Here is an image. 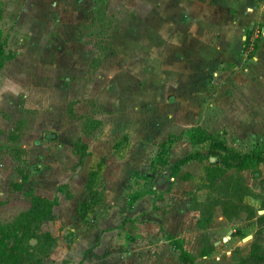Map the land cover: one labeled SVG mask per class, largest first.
Here are the masks:
<instances>
[{
  "label": "rangeland",
  "instance_id": "374dc122",
  "mask_svg": "<svg viewBox=\"0 0 264 264\" xmlns=\"http://www.w3.org/2000/svg\"><path fill=\"white\" fill-rule=\"evenodd\" d=\"M1 1L15 58L0 70V222L32 194L57 200L28 263L180 264L172 240L186 230L209 264L197 203L206 167L246 149L242 61L255 53L242 49L264 27V0ZM195 127L216 137L210 147L192 143ZM89 181L102 197L80 219ZM219 208L212 236L228 244Z\"/></svg>",
  "mask_w": 264,
  "mask_h": 264
},
{
  "label": "trees",
  "instance_id": "16d2710c",
  "mask_svg": "<svg viewBox=\"0 0 264 264\" xmlns=\"http://www.w3.org/2000/svg\"><path fill=\"white\" fill-rule=\"evenodd\" d=\"M3 12L4 6L0 0V21ZM102 19L104 18L102 17ZM245 35L246 42L249 36L248 34ZM7 45V38L0 25V70L7 62L15 58V52ZM188 131L193 132L191 140L194 145L208 148L216 139L213 134L208 133L201 127H195ZM81 146L82 148L79 152L83 156L85 154V145L82 144ZM201 157L202 153L200 151L189 153L175 164L182 165L192 159H200ZM220 160V165L217 163L210 164L205 169L204 178L207 194L204 200L198 201L199 203H197L200 213L197 226L200 229L207 228L213 217L214 208L218 206L223 216L227 219L239 216L241 211L246 212L247 218H253L256 215L255 209L245 202V198L253 196V193L246 186L241 172L247 168L255 169L259 163L264 161L262 151L253 149L248 153L240 154L239 160L236 163H232L227 156H222ZM231 168H234L236 173L227 176L226 173ZM86 189L90 198L87 202H82L78 205L80 219L84 218L88 210H91L94 205L98 204L96 199L98 197L101 199L102 197L97 189H95L92 181L87 183ZM55 205H57L56 199L49 200L32 194L30 206L26 211L19 213L12 221L0 222V264H29L28 261L32 250L28 241L30 238L37 236L36 233L42 224L52 221L55 218L53 209ZM260 209H264V202L260 205ZM259 218L257 217L256 219L259 220ZM47 235L50 236L49 234ZM172 241L178 250V261L180 264H197L194 254L184 248L182 239L173 238ZM203 241L206 242V247L201 250V256L210 254L212 249L209 246L207 237ZM83 259L84 257L80 260L79 264L82 263ZM254 260L264 264L263 257H255Z\"/></svg>",
  "mask_w": 264,
  "mask_h": 264
},
{
  "label": "crops",
  "instance_id": "0c3cea01",
  "mask_svg": "<svg viewBox=\"0 0 264 264\" xmlns=\"http://www.w3.org/2000/svg\"><path fill=\"white\" fill-rule=\"evenodd\" d=\"M261 9L259 13H264V3ZM257 32L259 42L254 50V56L248 60L242 61L241 98L244 117L242 119L241 142L243 146H246V149L240 152L239 155L248 153L253 149H258L262 151V156L264 157V27L256 29V33ZM231 162L236 163L233 161ZM241 175L244 178L246 186H248L253 193V196L245 198V202L255 209L256 215L253 218H247L246 212L241 211L239 216L227 219L223 216L219 208L220 211L217 217L220 222L219 224L224 226L229 225L230 228L226 235L222 236V241L227 242L230 240L228 244L215 240L214 236H212L216 230V223L212 221V219L209 223V232H206V228H199L207 233L209 246L212 248L210 254L200 256L208 260L209 264H262V262L254 259L255 257L264 258V239L255 241V239H253V234L256 228H258V220L256 218L260 217V221L264 218V209H260V205L264 202V192L261 186V180L264 178V161L259 163L255 169H244ZM256 181L258 182L257 184L255 183ZM238 218H244V222L241 221L242 223L240 224V219ZM182 228L183 226L180 227V230H182ZM166 230L170 232L167 228ZM182 233L183 234L177 238H181L184 248L190 251L188 249L189 243L185 236L186 230ZM225 245L226 247H224ZM196 256L195 262L197 263L196 259L198 258Z\"/></svg>",
  "mask_w": 264,
  "mask_h": 264
},
{
  "label": "built area",
  "instance_id": "2783aa9c",
  "mask_svg": "<svg viewBox=\"0 0 264 264\" xmlns=\"http://www.w3.org/2000/svg\"><path fill=\"white\" fill-rule=\"evenodd\" d=\"M257 38H258V32L256 33V30L255 31L253 30L252 34L249 35L246 42H245L246 40V37H245L243 51H245L248 55L249 54L251 55L254 52Z\"/></svg>",
  "mask_w": 264,
  "mask_h": 264
}]
</instances>
